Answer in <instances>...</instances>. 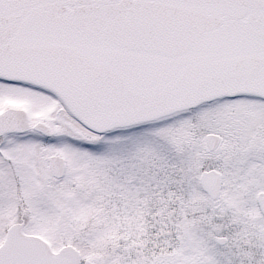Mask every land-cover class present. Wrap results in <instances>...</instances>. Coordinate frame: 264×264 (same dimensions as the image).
Returning <instances> with one entry per match:
<instances>
[{
	"label": "snow or ice",
	"instance_id": "6c2138e0",
	"mask_svg": "<svg viewBox=\"0 0 264 264\" xmlns=\"http://www.w3.org/2000/svg\"><path fill=\"white\" fill-rule=\"evenodd\" d=\"M0 264H264V0H0Z\"/></svg>",
	"mask_w": 264,
	"mask_h": 264
}]
</instances>
